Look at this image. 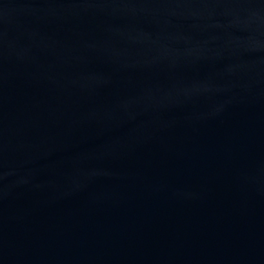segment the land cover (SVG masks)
<instances>
[{
  "label": "water",
  "instance_id": "obj_1",
  "mask_svg": "<svg viewBox=\"0 0 264 264\" xmlns=\"http://www.w3.org/2000/svg\"><path fill=\"white\" fill-rule=\"evenodd\" d=\"M0 264H264V0H0Z\"/></svg>",
  "mask_w": 264,
  "mask_h": 264
}]
</instances>
